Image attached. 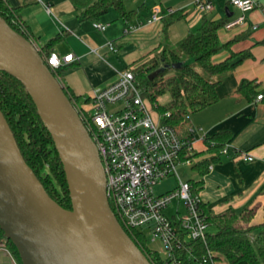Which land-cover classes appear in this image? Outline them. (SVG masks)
I'll use <instances>...</instances> for the list:
<instances>
[{"label": "crops", "instance_id": "obj_1", "mask_svg": "<svg viewBox=\"0 0 264 264\" xmlns=\"http://www.w3.org/2000/svg\"><path fill=\"white\" fill-rule=\"evenodd\" d=\"M42 1L49 4L50 13L38 0H6L17 12L37 49L59 37L49 51L58 57L73 55V61L64 65L58 76L61 85L80 98L104 89L116 80L118 72L135 69L162 49L175 46L188 34L197 35L202 19L218 22L242 16L228 0H217L213 10L205 14L195 10L197 0H123L124 8L135 12L134 19L127 23L109 9L94 21L109 25L100 32L92 27L93 21L82 16L91 0ZM254 1L255 8L243 14V24L218 30L220 44L228 48L222 49L212 60L220 62L230 58L235 65L220 78L216 102L191 113L187 127L195 130L190 138L193 155L199 160L194 164L211 155L201 134L207 137L226 134L224 147L227 145L228 154L221 155L201 177L202 203L213 214L254 209L252 224L257 225L264 214V98L249 101L237 93L243 81L256 85L257 96L264 93V0ZM173 12L181 13V19L164 27L163 16ZM154 15L156 21H150ZM108 44L113 45L114 51L109 50ZM164 97L166 95L159 98L160 104L169 100L167 95V100L161 101ZM243 155L253 160L243 161ZM169 180L174 187V180ZM0 253L8 256L12 264H18L1 243ZM217 261L227 264L223 257H218ZM2 263L5 264V259Z\"/></svg>", "mask_w": 264, "mask_h": 264}, {"label": "water", "instance_id": "obj_2", "mask_svg": "<svg viewBox=\"0 0 264 264\" xmlns=\"http://www.w3.org/2000/svg\"><path fill=\"white\" fill-rule=\"evenodd\" d=\"M0 71L19 81L30 97L61 163L71 204L64 209L48 196L0 111V230L20 263L150 264L109 206L100 157L62 85L33 42L1 17Z\"/></svg>", "mask_w": 264, "mask_h": 264}, {"label": "trees", "instance_id": "obj_3", "mask_svg": "<svg viewBox=\"0 0 264 264\" xmlns=\"http://www.w3.org/2000/svg\"><path fill=\"white\" fill-rule=\"evenodd\" d=\"M109 9H113L117 16L127 23L135 17L134 11H127L124 8L123 0H91L82 11V16L94 22ZM0 17L15 32L32 41L20 22L17 12L8 6L6 0H0ZM181 17L179 12L164 15L162 18L164 27ZM227 22L226 19L218 22L202 19L197 35L188 34L175 46L162 49L132 70L142 96L155 105L159 113L168 112L170 116L165 122L182 136L188 135L186 117L189 118L191 113L216 102V86L220 78L235 65L230 58L220 62L212 60L213 56L222 49L228 48L227 45L220 44L217 36L218 30ZM58 40L59 37L53 38L45 47L38 48L40 57L49 55L50 46ZM179 62L182 65L178 69L165 68ZM196 68H199L201 73ZM160 69L163 70L159 75L152 80L148 79L149 75ZM62 70L63 67L50 71L56 78ZM214 77L216 79L212 80ZM62 89L72 105L82 101L63 85ZM237 93L252 101L259 92L252 82L243 81L237 87ZM164 95H168L169 100L165 104H160L158 100ZM86 102H88L87 99L83 103ZM0 111L13 134L23 160L37 177L45 192L60 207L69 210L71 204L65 175L51 137L39 120L35 107L22 84L1 71ZM225 139V133L206 136L203 139V144L211 155L192 165V169L200 177L197 181H188L192 191L199 192L202 185L201 177L208 172L210 165L220 159ZM193 157L194 155L189 156V158ZM201 208L209 227H212L214 232L208 234L205 242L194 244V255L197 260L191 261L190 264H215L218 255H221L227 264L239 262L264 264V214L261 222L254 225L252 224L254 209L246 208L240 213L229 210L225 213L213 214L204 203H201ZM125 232L150 264L153 260L159 259L157 254H147L142 250L135 240L134 233ZM253 232L256 234L252 235ZM137 238L139 243H145V237L137 236ZM0 243L8 249L14 260L21 264L15 248L1 230ZM207 252L211 254L210 259L207 257ZM203 259L205 263L201 262Z\"/></svg>", "mask_w": 264, "mask_h": 264}, {"label": "built area", "instance_id": "obj_4", "mask_svg": "<svg viewBox=\"0 0 264 264\" xmlns=\"http://www.w3.org/2000/svg\"><path fill=\"white\" fill-rule=\"evenodd\" d=\"M38 1L50 13L49 4ZM216 1L197 0L194 8L199 13H209ZM228 2L242 16L228 21L224 29L243 24V14L256 6L254 0ZM156 19L154 15L150 21ZM108 26L92 23L100 32ZM108 48L114 51L113 45L108 44ZM42 60L50 70L56 71L72 62L73 55L58 57L50 53L43 55ZM263 98L264 94L258 95L255 101ZM86 99L88 102L83 103ZM81 100L73 107L98 152L106 178V198L122 229L135 234V240L145 253L158 255L159 259L152 264L196 261L194 244L206 241L210 227L201 208L199 192L192 191L188 181H181L177 174L178 167H192L194 163V157L189 156L193 155L190 136L195 130L188 126V135L182 136L168 125L165 120L170 114L159 113L155 105L142 96L131 69L118 72L113 83L92 91ZM205 137L202 135L201 139ZM220 154L227 155L228 148L223 147ZM241 159L253 160L246 155ZM169 179L174 180L175 186L164 193H155V186ZM173 200H177V207L169 217L164 211ZM180 203L183 213L179 211ZM137 236L147 238L145 243H139ZM207 257L211 258L209 252Z\"/></svg>", "mask_w": 264, "mask_h": 264}, {"label": "rangeland", "instance_id": "obj_5", "mask_svg": "<svg viewBox=\"0 0 264 264\" xmlns=\"http://www.w3.org/2000/svg\"><path fill=\"white\" fill-rule=\"evenodd\" d=\"M196 69H197V71H199L201 73V71L199 70V68H196ZM56 78L60 82L59 76H56ZM167 98L168 97L166 95V97H164L161 101L167 100ZM195 160L197 161V160H199V158L198 157L197 158L194 157V162H195ZM177 174H178L180 180L181 181H184V182L185 181H197L200 178L199 175L192 169L191 166H186V165L178 167L177 168ZM173 185H174V183L171 180L160 182L154 188L155 193L161 194L162 192H164L166 190H169L170 188H173ZM176 207H177V200H173L170 203V205L167 207V209L164 211V214L166 216H169L170 217L171 215L174 214ZM179 211L181 213L184 212V208H183V206H182L181 203L179 205ZM208 231L210 233H213L214 232V229L212 227H210ZM255 234H256V232H253L252 233V235H255ZM218 257L219 258H222L221 255H218ZM3 258L5 259V264H12L10 258L8 256H3L2 253H0V264H3L2 263V262H4V259ZM216 263L219 264L220 261H216Z\"/></svg>", "mask_w": 264, "mask_h": 264}, {"label": "bare ground", "instance_id": "obj_6", "mask_svg": "<svg viewBox=\"0 0 264 264\" xmlns=\"http://www.w3.org/2000/svg\"><path fill=\"white\" fill-rule=\"evenodd\" d=\"M201 136H202V134H201ZM202 140V139H201ZM227 146V145H226ZM192 149H193V147H192ZM186 182V181H185ZM159 194V193H158Z\"/></svg>", "mask_w": 264, "mask_h": 264}]
</instances>
